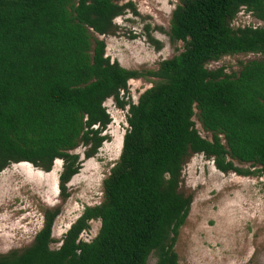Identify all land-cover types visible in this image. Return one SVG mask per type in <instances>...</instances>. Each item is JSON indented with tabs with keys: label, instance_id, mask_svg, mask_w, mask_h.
I'll return each instance as SVG.
<instances>
[{
	"label": "trees",
	"instance_id": "obj_1",
	"mask_svg": "<svg viewBox=\"0 0 264 264\" xmlns=\"http://www.w3.org/2000/svg\"><path fill=\"white\" fill-rule=\"evenodd\" d=\"M122 2L0 0V173L21 163L51 173L63 162L61 204L44 207L32 244L0 254V264H148L153 255L155 264H180L176 245L194 200L181 191L188 161L204 155L221 173L264 177V60L233 74L209 68L227 56L264 55V27L233 26L242 10L264 23V0H178L169 36L184 50L150 71L106 55L101 37L128 10L137 14ZM150 78L138 103L122 96L130 81ZM110 99L129 108L121 156L103 202L86 207L54 248L69 184L111 140ZM93 221L101 229L86 242Z\"/></svg>",
	"mask_w": 264,
	"mask_h": 264
},
{
	"label": "rangeland",
	"instance_id": "obj_2",
	"mask_svg": "<svg viewBox=\"0 0 264 264\" xmlns=\"http://www.w3.org/2000/svg\"><path fill=\"white\" fill-rule=\"evenodd\" d=\"M122 3H133L137 14L128 10L116 19L115 32L101 37L107 45L106 55L113 62L129 70H156L162 61L184 50L183 43H173L169 36L178 0ZM233 26L264 27V23L242 10ZM150 38L159 41L162 48L157 49ZM252 60H264V55L227 56L212 62L209 68L239 73L241 64ZM155 81V78L132 80L129 93L122 96L136 104ZM105 106L112 118L107 130L111 140L96 157L85 160L82 170L69 184L70 198L54 225V248L60 247L64 235L86 207L103 202L104 181L121 156L129 128V108H118L113 99ZM195 122L201 135L211 140L212 135L204 131L197 118ZM76 152L84 157V148ZM62 166L63 162H57L51 173H45L30 165L15 164L0 173V254L30 246L43 227L42 209L61 204L58 185ZM181 191L186 196L192 195L194 200L176 245L180 264H264V177L224 174L212 160L194 155L184 168ZM101 225L100 221L91 222L90 230L81 238L92 241ZM155 263L153 255L148 264Z\"/></svg>",
	"mask_w": 264,
	"mask_h": 264
},
{
	"label": "bare ground",
	"instance_id": "obj_3",
	"mask_svg": "<svg viewBox=\"0 0 264 264\" xmlns=\"http://www.w3.org/2000/svg\"><path fill=\"white\" fill-rule=\"evenodd\" d=\"M122 140H123V139H122ZM120 141H121V140H120ZM122 143H123V142H122ZM57 162H62V161L59 160V161H57ZM57 162H56V163H57ZM19 165H30V166H32V165L29 164V163H21V164H19Z\"/></svg>",
	"mask_w": 264,
	"mask_h": 264
}]
</instances>
